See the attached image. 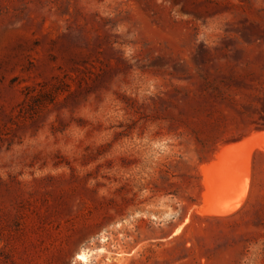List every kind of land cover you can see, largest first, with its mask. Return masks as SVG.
Segmentation results:
<instances>
[{"label":"rangeland","instance_id":"rangeland-1","mask_svg":"<svg viewBox=\"0 0 264 264\" xmlns=\"http://www.w3.org/2000/svg\"><path fill=\"white\" fill-rule=\"evenodd\" d=\"M263 102L264 0H0V264H264V151L197 211Z\"/></svg>","mask_w":264,"mask_h":264},{"label":"bare ground","instance_id":"bare-ground-1","mask_svg":"<svg viewBox=\"0 0 264 264\" xmlns=\"http://www.w3.org/2000/svg\"><path fill=\"white\" fill-rule=\"evenodd\" d=\"M260 151H264V125L252 128L236 141L220 143L212 158L200 166L204 190L197 211L204 216L218 218L238 215L252 197L255 182L254 158ZM180 227L181 225L175 232ZM81 254L86 256L84 252H80L77 257ZM86 260L87 256L83 261Z\"/></svg>","mask_w":264,"mask_h":264},{"label":"trees","instance_id":"trees-1","mask_svg":"<svg viewBox=\"0 0 264 264\" xmlns=\"http://www.w3.org/2000/svg\"><path fill=\"white\" fill-rule=\"evenodd\" d=\"M258 153H260V152H258ZM258 153H257V154H258ZM257 154H256V155H257ZM248 211H249V209H248ZM244 214H245V213H244ZM236 216H237V215H236ZM201 219H202V221L206 220V218H205V219H204V218H201ZM226 220H227V218H217V219H215L214 221L223 222V221H226ZM256 221H258L257 218H256ZM188 226H189V224L186 225V229H187Z\"/></svg>","mask_w":264,"mask_h":264},{"label":"snow or ice","instance_id":"snow-or-ice-1","mask_svg":"<svg viewBox=\"0 0 264 264\" xmlns=\"http://www.w3.org/2000/svg\"><path fill=\"white\" fill-rule=\"evenodd\" d=\"M77 259H79V260L83 261V260H85V259H86V256H85V255H83V254H81L80 256H78V257H77Z\"/></svg>","mask_w":264,"mask_h":264},{"label":"water","instance_id":"water-1","mask_svg":"<svg viewBox=\"0 0 264 264\" xmlns=\"http://www.w3.org/2000/svg\"><path fill=\"white\" fill-rule=\"evenodd\" d=\"M263 125H264V124H263ZM263 125H262V126H263ZM262 126H261V127H262ZM237 138H239V137H237ZM237 138H235V139H231L230 141H236V140H237Z\"/></svg>","mask_w":264,"mask_h":264}]
</instances>
